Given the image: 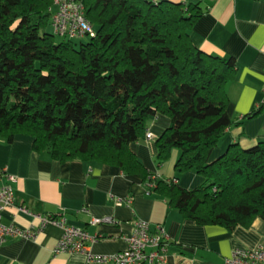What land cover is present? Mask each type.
I'll list each match as a JSON object with an SVG mask.
<instances>
[{
  "label": "trees",
  "instance_id": "obj_1",
  "mask_svg": "<svg viewBox=\"0 0 264 264\" xmlns=\"http://www.w3.org/2000/svg\"><path fill=\"white\" fill-rule=\"evenodd\" d=\"M80 1L95 33L76 44L48 31L53 0H0V137L30 136L35 152L61 163L118 167L154 184L153 192L197 225L232 231L264 221V141L247 149L233 143L210 159L238 125L227 115L225 92L235 62L192 44L199 6ZM157 114L170 126L155 140L156 162L179 152L171 180L156 178L130 150ZM186 172L203 183L181 188L176 182Z\"/></svg>",
  "mask_w": 264,
  "mask_h": 264
},
{
  "label": "crops",
  "instance_id": "obj_2",
  "mask_svg": "<svg viewBox=\"0 0 264 264\" xmlns=\"http://www.w3.org/2000/svg\"><path fill=\"white\" fill-rule=\"evenodd\" d=\"M145 1L198 5L201 15L189 31L192 44L209 55L234 59V78L225 87L226 112L238 125L226 131L210 159L222 155L233 143L247 149L264 141V0ZM258 107L261 112L257 116L242 120ZM169 126L167 116L150 117L146 132L152 138L130 144L142 166L162 180L174 178L179 155L172 150L167 161L158 164L155 160V140ZM32 142L27 135H15L11 141L0 137V170L15 177V206L3 212L4 225L23 229L38 226L37 219L17 210L19 206L41 215L61 213L68 224L84 229L93 238L87 243L88 252L113 254L126 248L133 223L140 220L148 223L150 231L156 225L163 228L168 238L167 264H224V258L234 249H264V221L260 218L232 231L216 225H197L182 218L165 198L153 192L154 184L95 161L58 162L45 152H35ZM203 181L201 176L186 172L176 184L194 189ZM106 217L117 223L91 224L94 218ZM61 234L58 226L48 225L35 238L9 239L0 246V264H85L82 254H53Z\"/></svg>",
  "mask_w": 264,
  "mask_h": 264
},
{
  "label": "built area",
  "instance_id": "obj_3",
  "mask_svg": "<svg viewBox=\"0 0 264 264\" xmlns=\"http://www.w3.org/2000/svg\"><path fill=\"white\" fill-rule=\"evenodd\" d=\"M53 11L50 26L55 36L62 39H83L94 36V28L86 18L84 6L80 0H53ZM147 140L152 138L145 133ZM15 177L0 170V246L13 238L32 239L48 225L58 226L62 234L57 240L53 254H82L85 264H167L166 249L168 238L160 225L150 231L146 222L135 220L130 235L126 238L124 250L113 254H92L88 252L87 243L92 241L84 229L68 224L64 214L41 215L32 212L25 206L17 207L38 220V226L19 228L13 224L2 223L3 212L15 206L12 183ZM153 185V184H152ZM111 218L92 219V225H114ZM224 264H264V249L237 248L224 258Z\"/></svg>",
  "mask_w": 264,
  "mask_h": 264
},
{
  "label": "rangeland",
  "instance_id": "obj_4",
  "mask_svg": "<svg viewBox=\"0 0 264 264\" xmlns=\"http://www.w3.org/2000/svg\"><path fill=\"white\" fill-rule=\"evenodd\" d=\"M48 31L50 32L51 31V29L50 28H48ZM62 38H59V37H55V40H57V41H59V40H61ZM76 44H78V42L80 41L79 39H74L73 40ZM81 41H86V39H81Z\"/></svg>",
  "mask_w": 264,
  "mask_h": 264
}]
</instances>
